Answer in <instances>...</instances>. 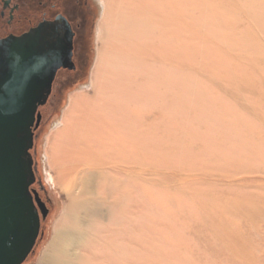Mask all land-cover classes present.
<instances>
[{
  "label": "rangeland",
  "instance_id": "1",
  "mask_svg": "<svg viewBox=\"0 0 264 264\" xmlns=\"http://www.w3.org/2000/svg\"><path fill=\"white\" fill-rule=\"evenodd\" d=\"M123 6L101 4L86 72L64 86L74 73L60 72L40 106L32 187L50 211L23 264H40L68 203L46 147L71 96L77 121L117 122L114 156L108 139L94 166L67 172L101 171L88 195L103 211L88 227L101 244L83 250L87 262L264 264V0H164L139 16ZM125 154L129 175L110 163Z\"/></svg>",
  "mask_w": 264,
  "mask_h": 264
},
{
  "label": "water",
  "instance_id": "2",
  "mask_svg": "<svg viewBox=\"0 0 264 264\" xmlns=\"http://www.w3.org/2000/svg\"><path fill=\"white\" fill-rule=\"evenodd\" d=\"M71 50L59 52L45 28L0 44V264H22L32 252L48 207L36 182L35 131L42 121L58 68ZM41 213V215H40Z\"/></svg>",
  "mask_w": 264,
  "mask_h": 264
},
{
  "label": "bare ground",
  "instance_id": "3",
  "mask_svg": "<svg viewBox=\"0 0 264 264\" xmlns=\"http://www.w3.org/2000/svg\"><path fill=\"white\" fill-rule=\"evenodd\" d=\"M116 1L124 3L123 7L117 9L118 11L120 10L121 12H125V13L137 14L138 16L140 14V11H144L148 15V12L151 14L153 13L154 10L157 9V6L160 5L161 7L164 4V0H156V3H152L151 0H116ZM101 4L104 5L106 11V0H101ZM93 73H92V86H93ZM75 104L76 102H74V99L71 96L68 106L62 113L63 115L61 120L56 123L57 129L47 137L46 156L48 157V164L51 168L50 177L53 179V182L56 185V180L51 170L53 169L52 161L53 162L58 161L59 162L58 165L60 171L62 172V176L65 177L63 180H65L69 196H68V203L65 212L62 218L59 220L58 225L53 230L52 239L42 252L40 264H95L94 262H87L85 260L83 250L93 251L94 248H97L101 244L100 238L92 234L88 230L90 224L97 217H100L103 213L101 206H99L98 203H95L94 200L89 199L90 195H93L94 197L93 194L94 184H95L94 182L96 181V178H98V176L101 174V171L99 172L97 171V173H93L89 171L87 177L85 178L82 177L81 179L78 180H76L73 176L72 177L74 179L67 177V172H68V168L72 171H76L80 168V166L82 167L81 170H85V169L88 170L90 169L91 166H94L95 162H98L100 160L99 156L103 155L99 153V149L103 148L106 143L109 144L107 142L108 139L110 140V142H112L113 140L112 137H114L113 135L114 128L117 127V122H110L99 117L100 116L99 112L94 113V115L91 117H86V119H84L83 121L82 120L77 121L76 116H73V113H76ZM104 109L105 107H102L101 110ZM116 136L118 135L116 134ZM113 141L114 144L108 148L106 146L107 149H105V152L107 151L106 155L108 157H110L112 154L114 156V153H116L115 150H117V145L115 143V140ZM117 141L118 140H116V142ZM123 141L124 139L121 142ZM118 143L119 142H117V144ZM127 144L128 142L125 141V145L124 142L122 145L127 146ZM93 147H96V149L94 150ZM68 157L69 158L74 157L76 159L74 166L73 165L68 166V164H66ZM114 159L113 161L110 162L111 164H113L111 165L112 168H115L114 170L116 172L122 171L123 173L125 172V174L129 175L130 170L128 168L129 165L127 162L129 161V159L127 160V155L125 154L124 159L122 161L121 160L118 161ZM102 160H105V158L101 159V162ZM71 161L73 162V160ZM78 162H80V166L77 167V165L75 164H79ZM53 165H55V163ZM120 166L122 167L120 168ZM34 170L36 171L35 164H34ZM76 173L74 172V175ZM139 174L143 177L142 174H145V172L143 173V170L141 169L139 171ZM140 180L143 183L142 180L145 179L140 178ZM117 183H119V181ZM76 187H78L80 191L79 193L77 192L78 193L77 195L74 194V189L76 190ZM97 196L98 195H96V197ZM110 216L113 215L110 214ZM41 218H43L42 215ZM68 220L70 221V224L63 223ZM60 223H62L63 226ZM40 233H41V228H40ZM89 236L93 238L88 240ZM32 252L29 255H31ZM26 259H28V257Z\"/></svg>",
  "mask_w": 264,
  "mask_h": 264
},
{
  "label": "flooded vegetation",
  "instance_id": "4",
  "mask_svg": "<svg viewBox=\"0 0 264 264\" xmlns=\"http://www.w3.org/2000/svg\"><path fill=\"white\" fill-rule=\"evenodd\" d=\"M100 11L101 0H0V44L7 38L21 36L42 27L59 52L64 53L67 48L71 50L69 66H61L56 72L53 92L60 72L74 73V77L66 79L62 86L77 82L86 72L93 52L95 27ZM36 138L31 150L35 157L38 150ZM38 179L40 177L36 171V181ZM39 195L50 211L48 201L43 199L40 192ZM42 221L43 218L41 229Z\"/></svg>",
  "mask_w": 264,
  "mask_h": 264
},
{
  "label": "trees",
  "instance_id": "5",
  "mask_svg": "<svg viewBox=\"0 0 264 264\" xmlns=\"http://www.w3.org/2000/svg\"><path fill=\"white\" fill-rule=\"evenodd\" d=\"M36 247V246H35ZM35 247H34V249H35Z\"/></svg>",
  "mask_w": 264,
  "mask_h": 264
}]
</instances>
